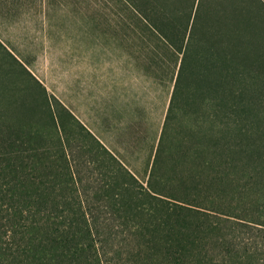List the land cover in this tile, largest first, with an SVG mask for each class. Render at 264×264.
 <instances>
[{"label": "rangeland", "instance_id": "rangeland-1", "mask_svg": "<svg viewBox=\"0 0 264 264\" xmlns=\"http://www.w3.org/2000/svg\"><path fill=\"white\" fill-rule=\"evenodd\" d=\"M249 5L262 32L254 40L264 60V0ZM128 7L127 0H0V126L31 134L35 147L40 138L51 160L57 148L64 149L100 231L107 223L119 225V219L107 218L141 207L137 203L148 200V192L171 199L191 189L211 191L214 139L208 127L214 113L219 125L229 114L239 121L237 127L228 123L241 138L240 174L264 169V72L258 88L242 86L238 111L218 108L224 80L214 73L222 58L213 73L191 64L173 98L182 55L145 30ZM232 146L226 144L220 154ZM51 166L60 168L58 162ZM60 176L66 184L68 172ZM119 196L136 203L122 205ZM114 239L115 246L122 242V236ZM103 245L105 263L113 264L112 244Z\"/></svg>", "mask_w": 264, "mask_h": 264}, {"label": "trees", "instance_id": "trees-1", "mask_svg": "<svg viewBox=\"0 0 264 264\" xmlns=\"http://www.w3.org/2000/svg\"><path fill=\"white\" fill-rule=\"evenodd\" d=\"M127 1L129 11L144 23L145 30L182 55L173 98L191 64L213 73L219 58L220 70L214 74L221 76L224 85L216 96L222 98L218 108L229 106L238 111L242 86L258 88L264 60L254 38L262 32L256 30L249 0ZM233 61L237 67L232 66ZM216 101L214 98L213 111ZM215 116L212 114L208 127L214 139L210 146L213 175L207 185L211 191L195 194L191 189L172 200L157 191L148 192V200L137 203L142 206L134 211L112 212L113 218L107 221L117 218L119 225L107 223L102 231L85 206L64 149L57 148L51 160L50 149L40 142L39 133L35 147L31 134L20 135L0 126V264H107L103 242L112 244L113 264H264V169L240 174L241 138L228 123L232 120L237 127L239 121L229 114L219 125ZM228 143L234 148L222 156ZM202 155L203 148L199 157ZM52 161L60 168L52 167ZM220 162L225 164L221 168ZM62 171L68 172L66 184L61 180ZM66 187L71 191L64 192ZM116 198L125 206L136 203ZM117 236H122V242L115 246Z\"/></svg>", "mask_w": 264, "mask_h": 264}, {"label": "crops", "instance_id": "crops-1", "mask_svg": "<svg viewBox=\"0 0 264 264\" xmlns=\"http://www.w3.org/2000/svg\"><path fill=\"white\" fill-rule=\"evenodd\" d=\"M1 40V39H0ZM0 42H3V41H0ZM105 145V144H104ZM106 147V146H105ZM107 149V148H106ZM122 149H123V153H126L127 152V147L126 146H122ZM108 150V149H107ZM111 152V151H110ZM112 153V152H111ZM113 154V153H112ZM114 156H115V158H117L118 160H119V162L127 169L128 168V166L125 164V162L121 159V158H119V157H117L115 154H113ZM128 170L130 171V172H132L133 173V171L131 170V169H129L128 168ZM142 172V171H141Z\"/></svg>", "mask_w": 264, "mask_h": 264}]
</instances>
